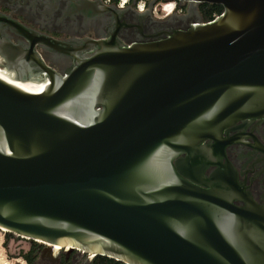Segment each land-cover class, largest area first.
Instances as JSON below:
<instances>
[{
  "label": "water",
  "instance_id": "1",
  "mask_svg": "<svg viewBox=\"0 0 264 264\" xmlns=\"http://www.w3.org/2000/svg\"><path fill=\"white\" fill-rule=\"evenodd\" d=\"M64 1L58 22L100 20L95 38L58 40L0 13L1 32L29 42L1 36L0 67L47 82L0 76V228L126 264H264V205L226 156L264 120V0H164L187 9L149 32L158 0L141 12L132 0L133 25L115 2ZM203 3L224 11L206 22ZM37 44L69 57V70ZM32 64L43 78L26 73Z\"/></svg>",
  "mask_w": 264,
  "mask_h": 264
},
{
  "label": "flooded vegetation",
  "instance_id": "2",
  "mask_svg": "<svg viewBox=\"0 0 264 264\" xmlns=\"http://www.w3.org/2000/svg\"><path fill=\"white\" fill-rule=\"evenodd\" d=\"M50 1L51 0H0V13L7 15L13 20L19 21L31 30L62 41L90 37L95 38L96 33L103 28V23L100 20L86 24L79 18L78 20L73 21L66 20L65 22H58V18L62 15L67 3L64 0L60 3V7L53 17L48 19L43 18L42 10L45 8V3ZM138 1L139 0H137V2ZM137 2L133 5L131 0L128 5L119 7L125 10L122 13L121 22L132 25L139 24L136 20L135 12L131 8H128L129 5H133L136 10L140 12L145 11L146 9L140 10L137 7ZM159 3L160 2L158 1L156 2V4ZM168 16L163 17V14L158 15V12L153 10V17L155 20H145L143 22L144 31L149 32L153 26L156 25V27H159L163 25V21L166 20ZM135 29V27L122 28L121 37L123 40L132 37L135 38ZM1 30L0 27V37L6 34L15 44L23 43L26 47L29 45L28 40L15 33L11 27H6L2 32ZM36 51L40 54L47 65L51 66L59 73L69 70L72 65V61L69 57H64L45 46L37 44ZM0 60L1 62H4L1 55ZM33 65L34 64L30 65L28 72L26 73L33 79L43 78L41 73L37 71ZM240 132L243 134L239 141L229 144L226 148L227 160L235 169L239 181L238 183L244 185L251 196L257 202L264 205V120L261 122L256 120L246 126L245 130H239V133ZM236 133L237 132L234 131L229 135H234ZM217 168V165L210 166L207 169L206 174L209 175ZM235 203L242 204L241 201H236ZM34 247L36 250L34 252L35 259L33 264H90L94 258L90 257L88 252L81 249L72 248V250H70V246L61 245L56 247L43 242H35L29 251Z\"/></svg>",
  "mask_w": 264,
  "mask_h": 264
},
{
  "label": "rangeland",
  "instance_id": "3",
  "mask_svg": "<svg viewBox=\"0 0 264 264\" xmlns=\"http://www.w3.org/2000/svg\"><path fill=\"white\" fill-rule=\"evenodd\" d=\"M162 14L163 12L158 13ZM8 234V231L0 228V264H29L23 254L27 253L35 242L41 241H33L13 233Z\"/></svg>",
  "mask_w": 264,
  "mask_h": 264
},
{
  "label": "trees",
  "instance_id": "4",
  "mask_svg": "<svg viewBox=\"0 0 264 264\" xmlns=\"http://www.w3.org/2000/svg\"><path fill=\"white\" fill-rule=\"evenodd\" d=\"M158 2H165L164 0H158ZM179 7H181L183 9V11L185 12L187 9V6L185 4L181 5L178 4ZM199 10L202 14V17L204 19V21L208 22V21H212L214 20L217 16H219L220 14L223 13L224 11V7L221 4H209V3H203L199 6ZM8 235H11L10 233ZM35 247L27 252L23 254L24 259L29 263V264H33L34 259H35ZM90 264H126L120 260H116L114 258H110L108 256H104V255H96Z\"/></svg>",
  "mask_w": 264,
  "mask_h": 264
},
{
  "label": "built area",
  "instance_id": "5",
  "mask_svg": "<svg viewBox=\"0 0 264 264\" xmlns=\"http://www.w3.org/2000/svg\"><path fill=\"white\" fill-rule=\"evenodd\" d=\"M131 0H104L105 3L110 4L115 2L117 4L118 7H121L120 5L123 3V7L128 5L130 3ZM150 0H139L137 2V7L140 10H144L147 8L148 3ZM178 2L177 1H173V2H160L159 4H155L154 6V11L156 12H163V17H167L168 15H170L173 12H176L178 14L183 13V9L181 7L178 6ZM181 6V5H180Z\"/></svg>",
  "mask_w": 264,
  "mask_h": 264
},
{
  "label": "bare ground",
  "instance_id": "6",
  "mask_svg": "<svg viewBox=\"0 0 264 264\" xmlns=\"http://www.w3.org/2000/svg\"><path fill=\"white\" fill-rule=\"evenodd\" d=\"M0 76L5 78L6 80L20 86L23 89H29V88H41L43 87L47 82L46 81H42V82H38V81H33V80H19V79H15L14 77H12L7 70L0 68ZM56 247H59L57 244L53 245ZM65 246V245H62ZM66 246H70V245H66ZM71 247V246H70ZM90 257L93 258V255Z\"/></svg>",
  "mask_w": 264,
  "mask_h": 264
},
{
  "label": "clouds",
  "instance_id": "7",
  "mask_svg": "<svg viewBox=\"0 0 264 264\" xmlns=\"http://www.w3.org/2000/svg\"><path fill=\"white\" fill-rule=\"evenodd\" d=\"M120 6L123 7V3Z\"/></svg>",
  "mask_w": 264,
  "mask_h": 264
}]
</instances>
